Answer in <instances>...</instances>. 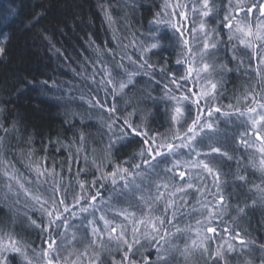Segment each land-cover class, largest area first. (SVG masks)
<instances>
[{"label":"trees","instance_id":"trees-1","mask_svg":"<svg viewBox=\"0 0 264 264\" xmlns=\"http://www.w3.org/2000/svg\"><path fill=\"white\" fill-rule=\"evenodd\" d=\"M177 3L187 6L178 11L186 12L185 27L191 29L197 0H0V242L15 240L22 250L0 248V264H46L42 253L52 240L58 245L53 264H82L85 232L78 223L87 213L52 231L49 217L32 196L47 200L44 208L50 209L53 198H65L68 205L85 191L90 202L100 191L102 200L98 198L95 210L89 212L99 225L104 220L112 223L122 213L128 217V223L114 226L115 234L109 235L100 226L102 232L95 238L102 246L89 256L97 257L98 264H161L159 257H166L167 264H264L262 160L251 149L247 116L224 115L252 107L251 99L245 98L249 94L258 98L264 90L261 69L252 52L226 38L227 28L222 26L225 0H209L213 12L205 21L213 34L209 43H216L210 58L200 59L202 42L195 44L191 32L185 36L191 54L175 40L153 39L158 34L153 21L169 19L166 13L173 8L165 5ZM171 18L173 22L179 19ZM153 43L164 47L145 51ZM200 61L211 67L209 75L216 85L213 96L201 100V107L204 115L209 108H220L211 117L217 130L198 141L195 151L181 148L173 154L187 162L203 160L212 168L211 175L204 170V191L197 192L187 184L191 172L163 166L173 157L145 167L143 161L150 158L140 156L141 139L134 137L131 143L121 139L120 125L131 116L130 122L140 125L149 137H157L158 144L172 143L177 130L183 133L191 125L197 110L193 106L189 112L182 105L185 119L174 122L171 117L177 105L166 100V94L171 90V95H188V89L199 95L201 79L195 71L186 83L181 78L190 64L199 68ZM129 74L133 83L114 97L113 85L118 88L127 82ZM113 104L116 112L110 115L107 109ZM212 148H219L220 153L196 156ZM37 167L53 176L38 177ZM118 167L130 175L123 182L117 176L113 185L111 174ZM180 172L185 173L183 179ZM138 175L144 182L143 203L138 199L123 202L126 188ZM54 185L59 189L55 193ZM184 186L186 192L174 203L173 189L181 191ZM153 189L159 194L152 196ZM196 193L201 197L199 204ZM21 197L29 202L22 203ZM109 200L113 204L107 205ZM98 213H103V220ZM150 215L153 224L147 235ZM159 220L164 221L162 227ZM154 224L159 233L153 230ZM199 224L216 230L205 231L207 251L190 248L182 239L188 225ZM125 225L130 227L128 233L120 229ZM121 232L123 239L110 238ZM165 232L170 235L161 239ZM124 240L132 245L131 251ZM218 249L222 254L216 257Z\"/></svg>","mask_w":264,"mask_h":264},{"label":"snow or ice","instance_id":"snow-or-ice-1","mask_svg":"<svg viewBox=\"0 0 264 264\" xmlns=\"http://www.w3.org/2000/svg\"><path fill=\"white\" fill-rule=\"evenodd\" d=\"M199 3L200 0H197ZM173 8V10L170 13H166V15L169 16V19L167 20H160L159 18L153 21V24L156 26L158 30V34L153 37V39L160 40L163 38H168L171 40H175L177 43L181 44L184 48L187 49V53L191 54V47L189 46V40L185 38L187 32H191L193 34V39H195V34L197 32L203 33L204 40H203V49L199 53L200 59H203L205 56L209 55L212 50L216 48V43H209V40L211 39L210 34L205 31V21L204 18H208L212 15V8L209 7V0H202V3L200 4V8H193L192 11L196 14H198L201 17V23L199 25V29H197L195 26H193L191 29L185 27V22L188 20V16L186 12H180L178 9L186 8V5L177 3L174 6L166 4L165 8ZM237 7H240L241 10L244 11L245 16L247 17L250 13H253V10L260 13V18L264 20V3H259L258 0H254L253 3H251V6L247 7L246 9L242 6L238 5ZM160 14H157L159 17ZM171 17H179L178 20L173 22ZM194 23V22H193ZM222 26L227 28L229 32H232L235 28V32L245 36V37H252L255 36L257 41H264V24H257L255 26V32L252 31V28L250 25L247 26H241L239 22L237 21L235 25L233 24V20L231 15L224 17V20L222 21ZM169 30L171 31V35L169 36ZM242 44H245L247 47H251L250 41L246 42L245 40H241ZM164 47L163 44L160 43H153L150 45L148 49L145 51H149L151 49H162ZM261 47H264V44L261 45ZM3 52V49H0V53ZM147 63L146 61L144 62ZM178 63H180L178 61ZM143 67V65H142ZM149 71L151 70V66H148ZM209 65L204 64L202 69H193L191 64L189 65L187 69V75L181 78L183 82H187V80L192 76L193 72L195 71V74L197 77L200 76L201 72H208ZM108 84H112L111 80L107 81ZM133 83V74H129L127 82H121L119 83V87L117 88L115 85H113V96H119L123 94L125 88H127L130 84ZM172 83L175 85L177 89L180 88V84L176 82L175 77L172 78ZM216 85L212 84V89H215ZM185 91L189 92L188 95H180L175 96L171 95V90H168V94H166L165 99L170 100L174 102L177 106L175 107L174 114L172 115V120L174 122H182L184 121V108L181 107L187 106V110L191 112L193 106H195L197 110V114L195 118L192 119L191 125L187 127V129L180 133L179 130H177L176 134L172 136V143H157V137H149L147 131H144L140 128V125H135L130 122L131 116L127 119H123L122 124L120 125V133H121V139L127 140L128 142H133V138H140L142 142V148L140 151L141 157H149L150 159L144 160L143 164L147 168H152L155 166L154 162H159L166 160L169 156L175 154L178 152L181 148L188 149L189 152L195 151V148L193 147L198 141H203L204 138L208 135H211L215 133L217 130L214 127V122L211 121V117L214 113H220V108L211 109L209 108L207 111V115H204L205 109L201 107V100H203L206 96L210 95L207 92H201L199 95L196 92H192L188 89H185ZM257 96L249 94L248 97L245 99H251L253 106L246 109L245 112H239L237 113H224V115H238V116H247L246 123L249 124V126L256 130L257 137H259V128H264V93L257 94ZM99 104V102H97ZM101 109L104 110L103 105H100ZM109 114H114L116 112L115 104H113L111 109H107ZM120 117H116V120H120ZM115 123V120L113 121ZM109 129L111 130L112 124L108 125ZM83 139V137H82ZM264 139V138H261ZM176 141H179V143H175ZM210 147V145H209ZM261 152H264V148L260 149ZM219 154L220 149L219 148H212L211 152L209 153H200L196 152V156L204 155L205 157H209L212 154ZM226 155V154H225ZM194 166H202V169L207 171L208 174H213L212 168L209 167L208 163H205L203 160L200 161H193L192 162ZM180 163L176 162L173 167H179ZM187 167V165H185ZM262 166H264V162H262ZM140 165H136V168H139ZM34 171L37 173V176H49L52 177L53 173L48 172L46 169L42 170L40 167H37L34 169ZM180 178L183 179L185 176V173L180 172L178 173ZM130 175L128 173L127 169H121L117 168L112 174V184L115 185L117 183L116 177L119 176L120 180L124 181V176ZM14 179V177H13ZM218 179V176L216 177ZM239 179L244 180V177H240ZM93 186L95 185V181L92 182ZM23 187V185H21ZM85 185L83 183L80 184V188L82 191L85 190ZM103 185L101 186V188ZM125 187H127V182H125ZM191 187V185H189ZM58 187L55 185L53 186V192L55 193L58 191ZM27 191V190H25ZM67 194V190L65 189V195ZM101 199L100 191H97L95 195L91 196V202L88 199V193L85 191L84 195L76 198H73V203L66 205L65 204V198H53L51 202V208L46 209L44 208V205L48 203L47 200H41L39 195L32 196V199L35 200L37 203L41 205L42 211H44L47 216L49 217V225L53 226L51 228L52 231H57L59 228V225L63 223L65 227L68 226L69 220L71 218L76 217L77 215L89 213L90 211L95 210V201L97 199ZM223 200V197H221V202ZM88 205V206H84ZM241 211H243L241 209ZM123 215V213H122ZM209 216H213V213L209 211ZM100 219L103 220V217ZM35 224V221L32 222ZM89 223H92L91 221ZM164 221L159 220V224L162 227ZM171 223V221H169ZM105 228L108 227L109 222L104 221ZM153 230L159 233V228L156 227V225H153ZM93 235H96L98 233V229L93 228ZM208 232H215L216 230L213 228H208ZM226 231V229H225ZM112 233H116V228L111 229ZM180 230L177 229V233H179ZM123 232L120 233L119 237H110L115 239H123ZM170 235L169 233L165 232L164 236H161V239H164L166 236ZM239 234L237 233V237ZM138 243V241H134ZM124 243L129 248V251L132 249V245L128 244L127 240H124ZM243 243V241H241ZM194 247L202 248L204 251H207V248L205 247L204 239H201L199 244H197L196 241H193ZM0 248H11L13 252L21 253L22 250L16 246L15 240H9L7 244L0 242ZM57 242L55 240H52L50 243H47L46 250L42 253V256L46 259V264H53L54 259H58V252H57ZM231 246H229V249ZM221 251L218 249L216 252V257H219L221 255ZM25 260L27 261V256L25 254ZM159 260L161 261V264H167V258L166 257H159ZM30 264V262H28Z\"/></svg>","mask_w":264,"mask_h":264},{"label":"rangeland","instance_id":"rangeland-1","mask_svg":"<svg viewBox=\"0 0 264 264\" xmlns=\"http://www.w3.org/2000/svg\"><path fill=\"white\" fill-rule=\"evenodd\" d=\"M259 3H264V0H258ZM202 3V0H200V2L195 5V8H200V4ZM251 3H253V0H225V7H224V13H223V20H224V17L226 16H229L231 15L232 17V20H233V24L235 25V23L238 21L239 24L241 26H247V25H250L251 28H252V31L255 32V26L257 24H264V20H262L260 18V13L255 11V9L253 10V13H250L247 17L245 16V13L243 10H241L240 7H237L238 5L242 6L243 8H247L249 6H251ZM248 4V6H247ZM204 21H205V18H204ZM201 23V17L196 14V18H195V24L194 26L199 29V25ZM208 24L206 21H205V31H207L209 34L211 33L210 32V28L208 27ZM193 36V35H192ZM211 36V34H210ZM213 36V34H212ZM212 36H211V39H212ZM225 36L227 39L229 40H234L235 43L238 45V46H241L242 48H245V49H248L250 52H252V55H254L256 58H257V63L259 65V68L261 69V76L260 78L262 79L263 83H264V47H261L262 44H264V41H257L255 36H252V37H245L237 32H235V28L233 29L232 32H229L228 29L225 30ZM204 35L203 33H199L197 32L195 34V39H193L194 43L197 44L199 46V44L201 45L200 48L201 50L203 49V40H204ZM241 40H245L246 42L250 41L251 43V47H247L245 46V44H242L241 43ZM199 52V51H198ZM200 53V52H199ZM198 53V54H199ZM205 57H208L210 58L211 55H207ZM205 63V62H204ZM200 67L199 68H196V69H202L203 68V65H202V61H200L199 63ZM202 65V66H201ZM210 67V66H209ZM211 68V67H210ZM207 75H209V70L208 72H206ZM203 73L201 72L200 73V79H201V84H200V89H199V92H207L209 93L210 95L206 96L205 99L207 98H211L214 94V89H212V84H214L213 82V79H212V76L209 75L208 78L206 77H202ZM262 93H264V90L262 91ZM261 94V93H260ZM259 98V97H258ZM253 106V105H252ZM251 133L249 134L248 138H249V142L250 144L252 145L251 146V149L255 150L256 154H258L259 158L262 160L261 161V167L264 168V166H262V162H264V152H261L260 149L261 148H264V139H261V138H264V128H259V137H257V134H256V130L251 128ZM169 157H173V159L170 161V163L168 164L167 162H163V166L165 165L167 167V169L170 168V170L172 171H181L183 170L184 168L187 169V173L188 172H191V180H189V182H187V184L191 185V188L193 189L194 187H196V191L197 192H202L204 190H202V183L201 182H205V180L201 179L202 178V175L204 173V170L202 169L201 166H194L193 165V161H197V160H194V159H191V161L187 162L185 160H182L181 158L175 156V155H171ZM197 159V158H196ZM176 162H179L180 163V166L179 167H176L174 168L173 165L176 163ZM183 164V165H182ZM187 165V167L185 166ZM199 168H200V172H199ZM169 171V170H168ZM188 175V174H187ZM186 184V183H185ZM143 185H144V182H143V179H142V176L138 175L136 176V178L133 180V182H131L129 184V186L126 188V192L125 194L123 195L122 197V201H127L130 203V201L132 200H136L138 199L140 202L143 203V199L140 198V192L141 190L143 189ZM169 185V183H168ZM174 185H177V184H174ZM182 185V184H181ZM181 185H178V186H181ZM170 186V185H169ZM187 186H184L181 191H175V189H173V192L172 194L173 195H177L175 200H174V203H176L175 201L183 194L186 192V188ZM204 188V187H203ZM154 190V189H153ZM175 191V192H174ZM152 196L155 194V195H158L156 194L157 191H152ZM196 195L198 196V202L196 204H199L201 203L202 201L200 200V196L199 194L196 193ZM160 197V196H159ZM161 198V197H160ZM118 203H119V199H118ZM113 204V200H109L107 205H111ZM113 207L115 208L116 206L113 205ZM112 207V208H113ZM201 208L204 209L203 207V204L201 205ZM205 210V209H204ZM207 212L209 214V211H211L210 209V206L208 205L207 206ZM94 215L96 216V214L94 213ZM98 215H100V217H103V213H98ZM93 215L91 213H87L83 216L84 219H82L80 222L81 223H78L80 224L81 226H83V230H84V235H86L87 237H92V236H95L98 234V233H101L102 230L100 229L101 225H103V227H105V224L104 222L102 221L101 222V225H99L97 223V219L93 218L92 217ZM94 216V217H95ZM131 218H134L131 216ZM92 222V223H89V222ZM105 221V220H104ZM107 221V220H106ZM112 223H109L108 224V227L107 229L105 230L106 233H108L109 231V235H111V229L114 228V226L116 225H119V224H122V223H128V217L125 216V215H119L118 217H116L114 220H111ZM152 217L151 215L149 216V218L146 220V234L149 235L151 233V229L149 228L153 222H152ZM77 225V224H76ZM144 227L145 225L142 224L141 226V229L144 230ZM93 228L95 229H98V233L96 235H93ZM123 232H129V229L130 227L128 225H125L123 227L120 228ZM208 228H203L200 226H197V227H193V226H190L188 225V228L185 230V233L184 235L182 236V239H184V243L185 245H188L190 248H196L198 249L199 247H194L193 246V241H196L197 244H199L200 240L201 239H204V235H205V231L207 230ZM115 234V233H114ZM115 237V236H113ZM68 240V239H67ZM67 240H66V243H67ZM229 241L227 240L226 242H223V243H228ZM83 246V245H82ZM102 246V244H100L99 242H95V243H90V244H85L84 247H85V251L88 252V253H91V254H94L96 253V251L99 250V248ZM120 246V245H118ZM9 249V248H6V250ZM144 249H146V247H144ZM5 250V251H6ZM81 262L82 264H98V260H97V257L94 258V257H89L82 260L81 258Z\"/></svg>","mask_w":264,"mask_h":264},{"label":"bare ground","instance_id":"bare-ground-1","mask_svg":"<svg viewBox=\"0 0 264 264\" xmlns=\"http://www.w3.org/2000/svg\"><path fill=\"white\" fill-rule=\"evenodd\" d=\"M20 201L22 202V203H26V202H29L28 201V199H26V198H24V197H21L20 198ZM95 242H97V240H96V238H95V236H92V237H87L86 235L84 236V238H83V240H82V243H83V246H82V251H83V253H82V255H81V257H79V260L81 261V258H82V260L83 259H85L86 260V258H88V256H90V254L91 253H88V252H86L85 250V247H84V245L85 244H90V243H95Z\"/></svg>","mask_w":264,"mask_h":264}]
</instances>
